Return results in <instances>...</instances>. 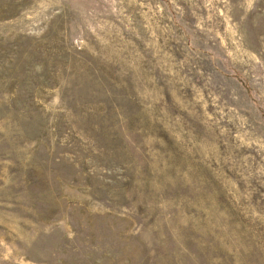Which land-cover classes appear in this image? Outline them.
Masks as SVG:
<instances>
[{"label":"rangeland","instance_id":"1","mask_svg":"<svg viewBox=\"0 0 264 264\" xmlns=\"http://www.w3.org/2000/svg\"><path fill=\"white\" fill-rule=\"evenodd\" d=\"M0 264H264V0H0Z\"/></svg>","mask_w":264,"mask_h":264}]
</instances>
